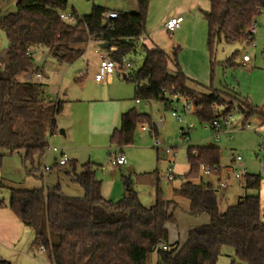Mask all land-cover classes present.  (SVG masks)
Wrapping results in <instances>:
<instances>
[{
    "label": "trees",
    "instance_id": "1",
    "mask_svg": "<svg viewBox=\"0 0 264 264\" xmlns=\"http://www.w3.org/2000/svg\"><path fill=\"white\" fill-rule=\"evenodd\" d=\"M137 1V12L121 11L113 19L105 17L108 11L101 6L83 16L74 11L78 16L74 25L59 17L68 0H17L15 12L0 15V28L9 41L7 53L0 57V149L5 150L0 153V169L5 156L23 151L22 161L28 172L37 173L50 146L47 134L57 131L56 120L64 109V101L46 100L45 84L20 81L21 75L43 68L35 67L37 60L32 54L41 50L58 63L72 64L82 57L90 42H106L110 44L109 57L122 66L146 33L150 0ZM209 1L206 20L211 58L221 41L254 40L250 26L262 13L264 0ZM125 80L134 84L137 100L163 101L167 106L176 95L193 100L194 115L200 122L211 124L215 118L223 121L232 107L215 116V107L225 103L221 99L224 92L211 89L204 94L190 88V78L180 67L177 50L170 59L158 48L145 47L142 66L128 73ZM233 98L244 122L261 113L248 101ZM140 122H147L157 133L149 115L133 108L121 115L120 125L111 134L112 143L119 148L131 145ZM187 162L189 169L174 192L189 199V213L207 214L210 222L190 230L181 246L169 244L167 224L176 222L175 201L166 200L157 189L155 204L143 205L129 177L123 178L122 198L106 200L101 195L97 168L91 162L83 164L80 172L75 171L74 162L69 163V172L83 189V196H67L59 186L10 188L9 208L32 230V246L43 248L51 264H148L153 254L156 264H217L225 246L232 247L243 264H264L260 196L245 194L222 212L217 190L211 182L204 181L202 171V166H207L213 174L220 173L214 171L220 166V148L212 144L189 145ZM243 179L245 189H260V176L249 174ZM0 264L13 263L0 259Z\"/></svg>",
    "mask_w": 264,
    "mask_h": 264
},
{
    "label": "rangeland",
    "instance_id": "2",
    "mask_svg": "<svg viewBox=\"0 0 264 264\" xmlns=\"http://www.w3.org/2000/svg\"><path fill=\"white\" fill-rule=\"evenodd\" d=\"M181 1L150 0L146 17V33L144 34L147 43L144 45L137 41L135 49L126 56L124 66L128 67V71L139 68L145 58V46L164 51L170 59H172L174 51L177 50L180 67L184 68L183 70H186L185 72L191 77L188 83L190 88L204 94L209 93L211 89L227 93L221 95V99L225 103L215 107V116L223 115V109L232 106L228 113L229 116L231 115V125L223 127L218 140L214 136L210 123L200 122L193 114L187 115L185 118L188 123L193 124L190 140H181L180 128L184 123L175 118L171 107L163 101L157 100L140 99V103H137L134 84L122 78L116 82H119L128 94L130 93L126 103L138 112L149 115L151 122L156 126L157 136H154L150 131H142L140 124H137L133 143L123 147L127 165L115 168L111 160L115 159L116 146L111 141V133H103L100 130V127L103 126L101 116L100 120L96 119V124L89 121L92 102L86 100L93 91L89 81L94 78L95 65L99 61V54L95 51L101 52L102 50L96 43H90L84 56L76 62L72 64L58 63L52 56H48L42 68L46 76L50 77V82L45 87L47 95H52L55 99L60 97L64 100L77 97L84 99L70 105L64 103V109L58 119L57 134L53 139H49L50 147L66 149L70 154L72 150L70 151L68 148H71L81 153V161L91 160L102 164L103 169L100 170L99 176L103 180L106 195L113 199L112 201L120 200L123 195L122 193L114 194L116 189L113 190V170L116 171L117 179L120 181H123V174H131L138 197L141 203L147 207L154 203L157 189H160L166 200L175 201L178 204V208L174 210L176 222L168 224L169 239L172 244L186 241L188 230L198 226L196 222L198 217L191 215L188 211L189 199L174 192V189L181 185L183 176L189 169L187 162L189 145L213 144L218 146L222 167L233 165L231 160L233 156H241V168H247L251 175L260 176L259 190L242 187L244 179L235 178L231 171L221 177V180L227 181L226 188L219 186L218 180L220 179L212 174H203L204 181L211 182L216 188L218 205L222 212L228 206L236 204L239 197L245 194H258L264 219V176L260 169L263 153L259 148V141L264 138V9L256 18L258 30L251 43L221 41L216 46L214 57L211 58L207 46V24L204 26L203 23L202 32L198 28L193 33V27V29L187 30V34L183 33L177 38L174 36L179 29L169 33L164 28L163 23L167 15L176 11L177 8H184L185 5ZM95 6L104 7L107 11L137 12L139 9L137 0H68L66 10L75 11L78 15L83 16L90 14ZM209 7V4H202L201 9L209 11ZM199 10L200 8L198 12L203 15V12ZM15 11L16 2L14 0H0V15H7ZM182 26H185V22ZM0 45V47L7 45L5 38L2 39ZM4 48H1L0 51H4ZM41 52V50L37 52L36 59L41 57ZM245 54L251 57L249 64L243 63ZM170 67H173L171 62ZM84 70H87L85 74H83ZM80 78L85 79L86 82L83 83ZM63 92L67 94L64 95ZM233 96L248 101L261 113L251 115L244 122V115ZM161 119L163 124L159 126L158 122ZM63 125L70 128L68 136L60 134V130L64 129ZM50 150L40 160L42 170L46 163L52 166L55 159L59 157V152ZM162 151H169L166 159L161 158ZM4 152L5 150L0 149V153ZM22 155L23 151H20L7 155L3 159L0 169V209L4 208L12 213L9 208L10 188L35 189L41 188L44 184L50 186L52 184L47 181L51 178L55 183L57 181L61 183L65 189V195L75 197L76 194L70 190L80 187L70 181L63 169L48 170L44 178L41 179L37 174L28 173L23 165ZM169 168L173 170V180L163 177ZM23 227V235L18 244L8 246L0 241V259L16 264H50L46 255L39 248L31 245L32 230ZM18 250L22 252L19 253ZM154 258L156 255H151L148 264L152 262H154L152 264H156ZM217 264L243 263L237 259L232 247L225 246Z\"/></svg>",
    "mask_w": 264,
    "mask_h": 264
},
{
    "label": "crops",
    "instance_id": "3",
    "mask_svg": "<svg viewBox=\"0 0 264 264\" xmlns=\"http://www.w3.org/2000/svg\"><path fill=\"white\" fill-rule=\"evenodd\" d=\"M14 1L16 2L17 0H14ZM181 2L183 3V5H185L184 8L183 9H181V8L178 9L177 8L176 11H173V12L169 13L167 15V17H166V20H164V23H163L164 24L163 25L164 28H165V22L167 21V19L170 16H176V17L181 18L182 22H181L180 26L177 28L179 30H178V33L174 36L175 38H177L178 36H181L183 33L187 34V30L193 29V27H194L193 33H195L198 28H199L200 32H202L203 23H204V26H206V24H207L206 15H207L208 11L201 9V6H202V4L203 5L204 4H209V6H210V1L209 0H182ZM199 8H200L199 11H202L203 15L198 12ZM111 11L121 12V11H115V10H110L108 12H111ZM184 22H185V26H182V24ZM3 38L6 39L7 45H4L3 47H0V49L5 47L4 51H0V57L1 56H5L6 51L8 50V48H6V46L9 47V41H8L4 31L1 30V28H0V42H2ZM138 41L144 43V45H145V43H147V38L143 35ZM90 43H96V45L100 48V43H97V42H90ZM145 47L149 48L147 46H145ZM114 49L115 48L112 47V50H114ZM149 49H153V48H149ZM101 50H102L101 52H99L98 50L95 51L97 54H99V59H100V54L101 53L108 54L107 50L106 51L103 50V49H101ZM84 54L82 56H84ZM36 55H37V52H35L33 54L35 59H36ZM43 56H44V53L41 52V57L39 59H36V60L37 61L40 60ZM46 60H47V58H46ZM46 60H45V62H46ZM97 64L95 65L96 72H97V69H98L97 68ZM0 66H1V61H0ZM181 69H182V67H181ZM133 70H136V69H129V71H128V67L124 66V64H123L122 66H118L117 67V70H116L115 74L112 77H110L108 80L97 82V81L94 80V78H91V80L89 81V82H91L90 85H92V88H93V91L89 94L90 96L88 95L89 97H87L88 99H86L87 101L89 100L90 102H92V106L90 108V114H89L90 115L89 121L91 123H93V124H96V122H97L96 119L100 120V116H101V120H102V125L103 126L100 127L101 128L100 130L103 131V133H111L112 134V132L119 126L121 115L123 113H126L127 111L133 109V107L129 106V104L126 103L127 100L130 97V93L128 94L126 92V90H124L121 87V84L119 82L118 83L116 82L117 80H121L122 78L125 79L127 77L128 73L132 72ZM85 71H87V70H84L83 74H85ZM185 71L183 70V72L191 79L190 75L188 73H186ZM41 72H43V70H41ZM26 74L27 73H25V74H23V75H21L19 77L20 81H22V82L29 81L28 78L26 77ZM43 74L46 77V81L41 82V83L45 84V86L46 85L48 86V84L50 82V77L46 76V74L44 72H43ZM80 79H82L83 83L86 82L85 79H83V78H80ZM31 81L35 82L36 80H31ZM134 93H135V88H134ZM63 94L66 95L67 93L63 92ZM46 100L47 101H59L60 100V101L66 102L67 104L70 105L71 103H74V102H77V103L81 102L84 99H81V98L79 99L77 97L75 99H70L69 98L67 100H64V99H61L60 97L55 99L54 96L47 95V99ZM173 100H174V97L171 98V102ZM136 102L140 103V100L136 99ZM171 102H170V107L172 109ZM143 114H145V113H143ZM59 117H60V115H58L57 120H56V125H57L58 129H59V126H58ZM159 122H158L159 126L163 124V122H162V124H159ZM138 124H140V129L142 131H150V132L153 133L154 136H157V133L154 134V129L147 122H140ZM63 126H64V129L60 130V134L64 135V136H68L70 134V132H69L70 128L66 127V125H63ZM56 134H57L56 132H54V133L49 132L47 134L48 142H49V139H53L56 136ZM49 148H50V146H49ZM68 149L70 151L72 150L71 154L68 153L66 149H60L61 152L65 153L69 157V162L67 164L60 165L58 163V161H59V159L61 157V153L59 152L60 153L59 157L55 159V161H54L52 166L50 164L46 163L45 168L42 170L41 169V163H40V167H39L40 169L35 174L39 175L41 177V179H43L48 170L63 169L64 170V174L70 179V181L72 183H76L73 180V177H72V175L69 172L70 171L69 163L70 162H74L75 171L76 172H80L81 171V166L83 164H85L87 162H91L97 168V178L101 180V195H102V197L104 199H106V200H113V199L109 198L106 195L105 189L103 188V180L99 176V172H100V170L103 169V165L100 164V163L93 162L91 160H88L86 162L85 161H81L82 160L81 159L82 156H80L81 153H78V152H76V150L71 149V148H68ZM48 150H50V149H48ZM50 151H53V150H50ZM119 152H122L124 154L123 148L116 147V152L114 154V158L116 157V155ZM168 154H169L168 151H162L161 152V158L166 159L168 157ZM111 162H112V165L115 168H122V167H125L127 165V164L117 165L115 163L114 159H112ZM240 166H242V165H240ZM228 167L229 166L226 167L227 168L226 170H223V171H225L227 173L221 171L219 174H213L212 173V175H215L218 179L221 180L222 179L221 177H222L223 174H228V172L231 171ZM172 172H173V170H172ZM164 175H163V177H164ZM253 175H255V174H253ZM117 176L118 175H117L116 171L113 170L112 171V177H113L112 178V183L114 184L113 190L116 189V193H114V194L117 195L118 193H122L124 195L123 181L122 180L121 181L118 180ZM124 177H129L131 179V181L133 183V187H134V182L132 180L131 174H123L122 175V179ZM173 179H174V176H173ZM220 180H218V183H219ZM49 181H50V184H52L50 186H53V187H58L59 186L61 188V190L63 191V193L65 194V192H64L65 189L61 185V183H59V181H57V183H55L54 181H52V178L49 179L47 182H49ZM222 181H224V180H222ZM225 183H226V186H225V188H226L228 186L227 181ZM76 185L79 186L77 183H76ZM50 186L44 184L41 188H49ZM134 190L136 191L135 187H134ZM70 192L76 194L75 197H81V196L84 195L83 189L81 187L80 188H73L72 190H70ZM136 193H137V191H136ZM111 196H113V195H111ZM155 200H154V203L152 205L155 204ZM152 205H150V206H152ZM174 215H175V213H174ZM194 216L198 217V218H196V222H197L198 226H195V227H199L202 224L203 225L207 224L208 221L210 220V217H209V215L207 216V214L194 215ZM23 226L24 225L21 223V221H19L17 218H15V216L9 210L4 209V208L0 209V241H2L3 243H6L8 246H13V244H18L20 242V240H21L22 235H23V229H24ZM167 228H168V224H167ZM190 230H192V229L190 228L188 230L187 234L189 233ZM168 231H169V228H168ZM32 241H33V239H32ZM171 242L172 241L169 239V244L170 245H172ZM184 242H185V240L183 242L180 241V242H177V243L179 244V246H181ZM31 245H32V243H31ZM9 249H10V247H9ZM40 250L44 253V251L42 249H40ZM18 251H19V253L22 252L21 250H18ZM153 260L156 261V258H154ZM153 260H151V261H153ZM48 263H50V262L48 261ZM152 263H154V262H152ZM13 264H16V263H13Z\"/></svg>",
    "mask_w": 264,
    "mask_h": 264
},
{
    "label": "built area",
    "instance_id": "4",
    "mask_svg": "<svg viewBox=\"0 0 264 264\" xmlns=\"http://www.w3.org/2000/svg\"><path fill=\"white\" fill-rule=\"evenodd\" d=\"M118 16H119V13L114 12V11L107 12L105 14V17L107 19L117 18ZM59 17L64 23H66L68 25H74L78 21V16L74 13V11L62 10L59 12ZM181 22H182L181 18L176 17V16H170L167 19V21L165 22L166 31L169 33L174 32L180 26ZM257 30H258V25H257L256 21H254L252 23V25L250 26V32L253 35H255ZM263 45H264V42H263ZM250 61H251V57L249 55L245 54L243 56V63L248 64V63H250ZM117 67H118L117 63L113 59H111L108 54L101 53L99 62L97 64L98 69L94 75V80L97 82L108 80L110 77H112L115 74ZM26 77L28 78L29 81H31V80H36L37 82L46 81V77L44 76L43 72H41V71L27 72ZM171 106H172V110H173V114H174L175 118L179 122L184 123L183 126L180 128L181 140H190V132L193 129V124L188 123L185 118L187 115L195 113V111H196L195 102L193 100L183 98L180 95H176V96H174V100L171 102ZM230 119H231V115L230 116L228 115L225 119H223V121H221L219 118H215L213 120V122L210 124L211 128L214 131V136L217 140L220 138L221 130L223 129V127L231 125ZM162 122H163V120L161 119L159 124H162ZM259 148H260L261 152L263 153V158L261 160L260 169H261V174L264 176V138H262L259 141ZM49 149H51L55 152L61 153V157L58 161V163L60 165H65L69 162V157L65 153L61 152V150L58 147H50ZM194 153L196 154V151H194ZM231 160L233 162V165L229 166L228 168L234 174L235 178L243 179L249 175L247 168H241V166H240L241 161H242L241 156H239V155L233 156ZM114 161L117 165L127 164V159L122 152H119L116 155ZM226 169H227L226 167H222L220 165L219 167L214 168V171L215 172H221V171L226 170ZM202 171L204 174H212V169L210 167H207V166H202ZM164 178H166L168 180L173 179V172H172L171 168L168 169L167 173L164 175ZM219 186L225 187L226 183L224 181L220 180ZM163 248L166 249L167 246L164 245ZM42 250H44V249L42 248Z\"/></svg>",
    "mask_w": 264,
    "mask_h": 264
},
{
    "label": "water",
    "instance_id": "5",
    "mask_svg": "<svg viewBox=\"0 0 264 264\" xmlns=\"http://www.w3.org/2000/svg\"><path fill=\"white\" fill-rule=\"evenodd\" d=\"M109 47H110L109 43H106V42L100 43V48L103 50L108 49ZM47 56H48L47 54H44V56L35 63V67L40 68L41 66H43Z\"/></svg>",
    "mask_w": 264,
    "mask_h": 264
}]
</instances>
